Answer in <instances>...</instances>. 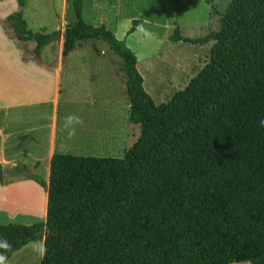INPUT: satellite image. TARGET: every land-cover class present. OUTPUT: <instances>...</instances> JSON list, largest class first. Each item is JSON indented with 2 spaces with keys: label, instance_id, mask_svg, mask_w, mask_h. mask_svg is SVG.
Wrapping results in <instances>:
<instances>
[{
  "label": "trees",
  "instance_id": "trees-1",
  "mask_svg": "<svg viewBox=\"0 0 264 264\" xmlns=\"http://www.w3.org/2000/svg\"><path fill=\"white\" fill-rule=\"evenodd\" d=\"M7 23L37 56L63 37V56L103 40L122 59L130 117L140 135L122 158L55 152L46 222L0 224V254L44 235L42 264H264V0H231L205 66L161 104L144 87L138 56L75 0L76 23L34 31L27 0ZM140 24L135 19L129 33ZM172 40L183 39L178 27ZM10 175L46 181L18 164Z\"/></svg>",
  "mask_w": 264,
  "mask_h": 264
},
{
  "label": "rangeland",
  "instance_id": "rangeland-1",
  "mask_svg": "<svg viewBox=\"0 0 264 264\" xmlns=\"http://www.w3.org/2000/svg\"><path fill=\"white\" fill-rule=\"evenodd\" d=\"M82 1L83 16L88 23L95 26L106 25L137 54L138 69L144 77V87L156 104L169 101L175 92L183 90L205 66L215 41L195 43L184 39H195L218 31L222 16L231 2V0ZM74 2L75 0H27L24 17L34 31L64 32L67 27L76 23ZM19 9L17 0H0V34L6 38L4 41L6 55L14 47L15 52L17 49L21 50L22 59L25 61L100 63L102 66V69H99L95 64L92 69V72L102 73V77L94 84L96 87L101 84L98 94L105 96V101L102 98L100 108L96 106L95 112L96 125L100 123L102 129H73L75 136L72 134L70 139L68 138V144L99 148L96 151L83 150L81 151L83 155L124 157L125 150L132 146L131 141L134 143L140 135V127L131 121L130 112L125 110L128 96L121 57L103 40L81 41L74 52L63 56V37L47 45L41 56L37 57L34 51L35 41H19L6 21L9 14ZM135 19L140 20V24L129 33ZM176 27L183 39L174 41L171 35L174 34ZM3 58L4 55L0 52V65ZM113 73H117L118 78ZM80 111L76 106L70 110L68 104H63L61 119L78 122L81 118ZM4 168L5 177L0 185L8 189L3 190L5 202L13 203L12 206L23 210L31 208L33 202L37 203V213L23 211L10 214L5 210L0 213V224L44 225L47 206L41 205L40 197L43 190L44 198L47 195L48 179L40 175L39 177L45 178L46 181V185H42L28 175H20L18 178L10 175L6 172L11 170V167ZM45 233L46 230L41 238L30 241L14 252L6 260V264H42Z\"/></svg>",
  "mask_w": 264,
  "mask_h": 264
},
{
  "label": "crops",
  "instance_id": "crops-1",
  "mask_svg": "<svg viewBox=\"0 0 264 264\" xmlns=\"http://www.w3.org/2000/svg\"><path fill=\"white\" fill-rule=\"evenodd\" d=\"M5 40L0 34V52L4 55V63L0 65V164L11 169L18 164L26 165L31 173L44 175L49 181L55 152L83 155V150L99 149L69 145L68 138L72 134L75 136L73 129H102L100 123L96 125L95 112L96 106L100 108L102 98L105 101V96L98 94L101 84L99 87L94 85L102 73L92 72L96 63L25 61L21 50L17 49V53L14 47L7 56L4 53ZM96 65L102 69L100 63ZM113 75L118 78L117 73ZM63 104H68L70 110L75 106L81 110L78 122L61 119ZM125 110L130 112L129 100ZM3 190L8 189L0 185V213L5 210L10 214L36 211L37 203L34 202L25 210L12 206L13 203L8 204ZM44 195L43 190L41 205L47 206V195L45 198Z\"/></svg>",
  "mask_w": 264,
  "mask_h": 264
},
{
  "label": "clouds",
  "instance_id": "clouds-1",
  "mask_svg": "<svg viewBox=\"0 0 264 264\" xmlns=\"http://www.w3.org/2000/svg\"><path fill=\"white\" fill-rule=\"evenodd\" d=\"M258 127L264 128V118L259 119ZM0 247H7V244H0ZM0 264H6V258L2 254H0Z\"/></svg>",
  "mask_w": 264,
  "mask_h": 264
},
{
  "label": "water",
  "instance_id": "water-1",
  "mask_svg": "<svg viewBox=\"0 0 264 264\" xmlns=\"http://www.w3.org/2000/svg\"><path fill=\"white\" fill-rule=\"evenodd\" d=\"M4 177H5V169L4 166L0 164V182L4 180Z\"/></svg>",
  "mask_w": 264,
  "mask_h": 264
}]
</instances>
